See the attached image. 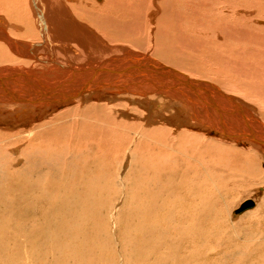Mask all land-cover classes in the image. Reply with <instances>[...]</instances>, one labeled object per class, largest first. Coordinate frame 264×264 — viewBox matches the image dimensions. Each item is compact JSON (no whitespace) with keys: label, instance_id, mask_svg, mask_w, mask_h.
<instances>
[{"label":"bare ground","instance_id":"1","mask_svg":"<svg viewBox=\"0 0 264 264\" xmlns=\"http://www.w3.org/2000/svg\"><path fill=\"white\" fill-rule=\"evenodd\" d=\"M157 1L0 0V218L2 204L48 199L55 205L58 235L63 237L64 230L93 219L91 225H84L88 239L89 234L99 231L98 222L104 216L102 209H106L96 193L98 190L91 192L89 189L95 185L94 181L97 182L96 176L104 175L109 182L116 183L118 173L124 172V176L119 177L123 187L119 194L124 202L126 189L134 185L145 188L147 202L144 209L139 208V213L128 210L126 233H148L155 239L154 252H158L157 248L163 243L168 251L171 250L177 264H192L199 255H194L190 249L176 253L179 242L190 243V246L194 241L205 249V236L211 231L208 229L220 233L226 207L214 208L215 205L222 207L221 201L210 200L209 195L220 193L224 187L221 183H235L240 173L255 169L252 166L257 157L251 158L253 154L244 157L226 147L222 140L214 143L199 134L179 130V125L195 118L192 115L202 113V119L207 122L201 126L229 133L216 123L212 124L215 121L211 116L229 111L231 121L234 120L232 116L239 121L238 126L230 128L232 137L238 134L242 122L246 124L248 113L238 112L241 108L236 109L238 103L234 101H224L228 106L220 103L222 98L217 100L216 89L206 87L209 83L190 87L192 80L183 77L178 70L145 56L148 53L139 51L134 56L135 53L125 49L138 44L143 21L159 22L155 10ZM257 2L218 0L217 10L220 11L217 13L224 11L219 15L221 18L243 23L252 20L254 14H250L255 13ZM150 18L157 19L154 22ZM149 27L153 35L152 26ZM224 28L227 35H218L221 43H212L214 48L222 50L223 43H234V47L238 46L236 50L224 45L227 49L223 52L228 50L234 59L240 60L247 45L242 42L247 41L251 44L248 47L250 55L264 58V28L259 32L252 29L255 32L252 35L246 34L245 28L238 31L236 23ZM220 29L213 28V35L219 34ZM30 32L36 36V41L28 44L26 50L21 49L23 44L16 40L27 38ZM53 39L66 45L53 43ZM110 43L117 45L114 47ZM125 43L132 46L122 45ZM240 45L243 48L240 49ZM40 48L44 49L43 55L39 54ZM214 48L212 50H216ZM218 52L221 51L218 49ZM230 54L227 55L229 59ZM208 57L214 58V55ZM193 101L206 104L211 114H206L203 105ZM251 119V123L257 121ZM256 126L259 130L264 128L259 123ZM247 131L242 133L255 137L250 147L258 150L264 147V135L253 129ZM43 191H50L52 199ZM112 202L110 200V206ZM110 206L105 212H110ZM136 215L135 223L129 225L128 221ZM9 217L14 220L15 212ZM8 219L6 216L0 219V253L10 252L15 258L13 264H21L26 242H13V238L22 234V225H16L14 231L11 222L10 231H6ZM33 230L31 228L35 235ZM125 240L131 247L133 236L128 234ZM38 248L44 250L41 246ZM94 253L92 264H101L103 258ZM86 254L89 258L88 252ZM156 259L158 264H163L165 256L162 260L159 256Z\"/></svg>","mask_w":264,"mask_h":264},{"label":"rangeland","instance_id":"2","mask_svg":"<svg viewBox=\"0 0 264 264\" xmlns=\"http://www.w3.org/2000/svg\"><path fill=\"white\" fill-rule=\"evenodd\" d=\"M217 1L218 0H211L208 3V0H158L156 3L158 8L155 6L153 8H156L155 10L158 12L159 22H156V24L151 22L149 24L146 22V20L145 22L143 21L142 23L144 24V28H141L142 30L139 32L140 40L138 41V44L132 46L125 43L122 45L132 46L126 47L125 49H127L128 52L130 50L133 55L135 53L134 56L138 55L137 53H139V51L142 53H148L145 56H149L152 58V60H156L158 63H161L167 67L172 69L174 68L176 71L178 70L179 73L181 72L180 74H182L183 77L187 76L185 78L192 80L191 84L189 85L191 87H194V85L196 86L197 84L201 85V83H209L206 84V87L210 88L209 90L216 89L217 92L215 93L217 94V97H215H219L217 99L218 101L220 98H222L220 103H223L224 101H231L230 103H232L234 101V103H238L236 109L241 108V110L238 109V112L243 114V112L247 111L248 114H246L248 115V121L246 124L243 125L242 122V126H240L241 128L238 127V132L236 128H233V131L241 133V138L236 137L237 134H234L232 138L231 134H229L232 133V129H230L231 127L239 125V121H236L234 116H232V120H234L231 121L230 116H228L230 114L229 111L228 113H222L223 115L225 114V116L222 114L217 115L213 113L211 115L214 118L213 121H215L212 124L216 123L217 126L220 128H225L229 133L222 131V129H218L219 131H213L211 129L210 131L208 130L209 128L206 129V127L201 126V123L204 124L207 122V120L205 121L202 119V113H198L196 115L191 114L195 118H190V120H187V124L186 122H182L179 125V130L184 129L183 131L199 134L204 136L206 139L214 141V143L222 140L226 147L234 149L235 151L241 153L244 157H250L253 154L251 158L257 157V159L254 158V166H252V168H255L256 170L252 169V171L245 174L240 173L235 183L225 182L224 185L221 183L220 185L224 187L220 190V193L216 192L217 194L214 193L213 196L206 194L210 196V200H218L219 202H223V204L220 202L222 207L215 205L214 208H224V205L226 207V214L221 221L222 225L219 226V229L221 230H218L220 233L213 231V228L208 229L211 231H209V233L206 235L207 237L205 236V249H202V246L199 245V243H195L194 241L192 242L193 244L190 245L191 247L189 246L190 243L184 244L179 242L178 247H175V252L181 254L188 252L190 249L194 255H199L195 263L192 264H264V147L261 146L259 150L255 149L254 147H250V144L253 141L249 138H246V133H242L246 132L247 129H253L261 133L260 135H264V128L259 130V126H256L258 123L264 126V58H260L256 55L251 56L250 50L248 49L251 44L247 41L242 42V44H247L246 46L244 45L245 48L247 47V51L245 48H243V45H240V49H244V53L240 54V60L234 59L233 56L227 52L228 50L224 51L227 54L223 52V49L226 50L227 46L228 48H231L232 46L233 50L234 48L236 50L238 48V46L234 47L236 44L233 43V45L231 42L223 43V45H221L222 50L219 47L214 48L215 46L212 44L217 42L219 43L221 41L220 38H217L218 35L223 37H225V34L227 35V33H224V27L229 23H236L238 31L240 30L241 32L246 30L244 32L246 34L250 33V35L256 31L259 32V29H263L264 4L262 5V2L264 3V0H258V9L254 5V7H256L255 13L252 12L250 14H254L252 20H244L243 23H239L235 20L233 21V18H226V20L221 18L219 15L224 11L220 12V14L217 13L220 11L217 10L219 8ZM203 6L204 8L202 9ZM209 7L211 9H209ZM243 11L244 13L246 12L245 10ZM239 13H242V11H239ZM257 17L259 18L257 19ZM156 19L150 18L149 20L156 21ZM179 21L183 24H181ZM250 21L251 23H249ZM254 23L256 24L254 25ZM224 24L226 25L224 26ZM101 25H103L102 20ZM149 25L152 26L151 32L153 35L150 33ZM155 26H157L156 29ZM216 27L221 28L220 33L213 35L212 29ZM243 28L245 29L243 30ZM252 29L253 31L255 29V32L251 31ZM31 34L32 36H30ZM232 34L233 33L231 32V35ZM174 36H176V38ZM25 39H27L28 42H25L27 41ZM25 39L16 41L20 42V44H23V46L20 45L21 49L24 48L26 50V48L29 46L28 44H32L36 41V36H33V33L30 32L28 37ZM178 39L181 41V43ZM42 41L43 40L39 42ZM57 41L59 40L53 39L52 42L58 44L61 43L62 46L63 43L66 45L65 42ZM68 42L71 45H75L71 41ZM24 45L26 46L24 47ZM110 45L115 47L117 43H110ZM213 48L216 50H212ZM218 49L221 51L220 53L218 52ZM42 51L44 52V49L40 48L39 54L41 53V55H43L44 53ZM57 52L59 53L61 51L57 50ZM211 52L215 53H213L214 58L208 57L210 55L211 57L213 56ZM245 52H247V55ZM229 54L230 59L228 58ZM224 61L230 62L229 64L228 62L226 64ZM221 95H224V98L229 99L226 100ZM193 102L199 106L203 105L202 109H204L206 114H211V112L208 113L206 110V104H198L199 102L197 101ZM224 103L227 105L226 102ZM226 116H228L230 120L228 117L225 118ZM250 117L254 118L258 122L255 121V124L253 122L251 123L252 119ZM207 119L210 120L209 118ZM207 124H209V122ZM164 126L167 125L164 124ZM192 127V131L186 130V128L191 129ZM236 140L238 141L236 142ZM233 144H235V146H233ZM38 174L39 173H35L34 175L37 176ZM121 176H124V172L118 173L116 183L109 182L104 175L96 176L98 177L97 182L94 181L95 185L89 189L91 192L98 190L96 193L99 194L100 202L104 204L106 209L101 208L103 211L101 214H104V216L101 217L102 219H100L98 222L99 231L96 233L95 230L94 233L89 234L88 239L86 238V229L84 225H91L93 223V219L87 221L84 224L78 223L73 228L64 230L63 237L59 236L56 230L58 218L56 215L55 205L52 204L48 199H30L28 201L21 202L23 204L15 205L2 204V219L5 218V216L8 219L9 214L11 212H15L14 220L8 219L10 222L7 225L6 231H10L9 226L11 222L14 231L17 229L16 225H22V234L20 233V236L13 238V242H26L27 250L25 249V253L23 252L24 254H22L21 258L23 259L21 260H23V263L21 262V264H34L31 258L35 261V264H92L94 252H96L94 253L95 255L103 258L101 264H158L159 261L156 259L158 256L160 260H162L165 256V259L161 261L163 264H177V259L173 257L171 250L168 251L169 248L163 246V243L159 245L162 247L157 248L158 252H154L153 247H157L154 245L155 239L150 238L148 233H143L146 236L141 234V232L135 234L128 231L126 233V223L128 220L126 214L130 213L128 210L134 209L135 213H139L141 212L139 208L141 207V209H144V207L147 205V202L144 200V193L146 194L145 188L135 185L126 189V198L124 202L122 195L119 194V192H122L121 189H123L121 181H119V177ZM49 192L50 191H43L42 193H47V196H50V199H52V193L49 194ZM148 192L149 195H151L150 189ZM225 194L227 197H225ZM117 198L119 199L117 200ZM225 199L227 200L224 201ZM110 200L113 201L112 206L109 205ZM245 201H252L254 204L253 208L245 210L240 214H235L234 212L239 209ZM225 202H227V204ZM109 206L110 208L112 207L110 212H105ZM212 211L214 210L212 209ZM16 213L19 214L18 217L16 216ZM136 218L137 215L134 216L132 220H129L128 224L133 225ZM71 222L72 220L70 221V226L72 227ZM31 228L34 229L33 231L35 235L32 233ZM128 234L133 236L131 247L126 244L128 242L125 240V237L128 236ZM56 236H58V238ZM111 237L112 239H110ZM11 239L12 238H10V242ZM38 246L43 247L44 250L41 251ZM86 252H88L89 258L85 256L87 255ZM33 255L35 256L33 257ZM14 261L15 258L11 256L10 252L6 254L0 253L1 264H13Z\"/></svg>","mask_w":264,"mask_h":264},{"label":"water","instance_id":"3","mask_svg":"<svg viewBox=\"0 0 264 264\" xmlns=\"http://www.w3.org/2000/svg\"><path fill=\"white\" fill-rule=\"evenodd\" d=\"M205 118L206 119L209 118L211 120L210 117H205ZM245 135H246V138H249V139H251L252 141L255 142V137H252L251 135H247V134H245ZM236 137H240L241 138V133H238ZM252 207H253V204L251 203V201H245L243 203V205H241V207L239 209H237L234 213L240 214V213L244 212L245 210L251 209Z\"/></svg>","mask_w":264,"mask_h":264}]
</instances>
